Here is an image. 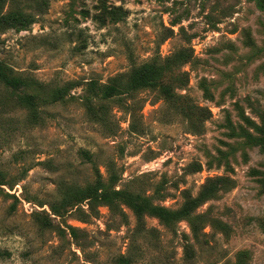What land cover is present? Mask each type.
Masks as SVG:
<instances>
[{
    "label": "rangeland",
    "instance_id": "1",
    "mask_svg": "<svg viewBox=\"0 0 264 264\" xmlns=\"http://www.w3.org/2000/svg\"><path fill=\"white\" fill-rule=\"evenodd\" d=\"M261 5L5 0L31 23L0 24V62L37 108L0 81V264H264ZM181 52L156 86L104 96Z\"/></svg>",
    "mask_w": 264,
    "mask_h": 264
},
{
    "label": "trees",
    "instance_id": "2",
    "mask_svg": "<svg viewBox=\"0 0 264 264\" xmlns=\"http://www.w3.org/2000/svg\"><path fill=\"white\" fill-rule=\"evenodd\" d=\"M5 0H0V6ZM264 6V5H261ZM31 23L30 19L27 15L21 12L12 13L3 15L0 17V24L5 25L8 28H25L27 25ZM187 55L185 52H181L176 54L173 59L167 60L164 64H159L157 62H153L151 64H145L140 68L134 70L132 73L130 80L125 83L122 79L119 81H115L114 84L107 86L104 90L105 97H112L114 95H118L122 92H128L133 90H139L147 87H154L157 85L158 81L164 77V75L171 71L174 64H181L187 61ZM0 81L4 82V84L11 89L12 93L20 94L19 100L20 103L28 108L31 111L36 110L37 102L36 95L30 93L28 90L30 89L32 82L26 78L19 77L15 75L13 69L3 65L0 62ZM165 96L167 98H173L174 95H170V90L165 88ZM229 181L225 178H216L210 180L201 190L198 197L195 200L188 201L186 206L182 210V214L184 216L189 217L193 214L194 210L204 201L213 198L217 192L220 190L227 188ZM157 212V215L160 216L163 220H170V214L164 210L153 209ZM167 221V222H168ZM72 236H77L78 231L76 229H72ZM9 256V253H0V259ZM119 264H130V258L122 256L119 260Z\"/></svg>",
    "mask_w": 264,
    "mask_h": 264
}]
</instances>
